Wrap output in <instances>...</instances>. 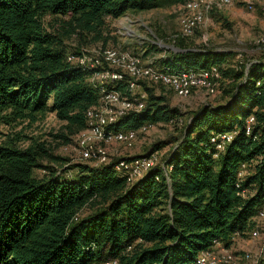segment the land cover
Returning <instances> with one entry per match:
<instances>
[{
	"label": "trees",
	"instance_id": "16d2710c",
	"mask_svg": "<svg viewBox=\"0 0 264 264\" xmlns=\"http://www.w3.org/2000/svg\"><path fill=\"white\" fill-rule=\"evenodd\" d=\"M187 2L0 0V113L26 119L51 111L76 138L88 112L99 107L98 85L88 79L96 71L67 60L63 37L44 29V16H70L64 22L69 34H94L98 42L106 17ZM185 38L178 35V51L158 65L173 71L216 67L220 78L213 89L225 79L229 101L195 113L166 159L138 182L129 183L114 166L153 153L113 159L111 165H69L43 143L0 145V264H194L213 241L252 228L264 204V57L222 73L230 55L192 50ZM128 77L115 88L133 98ZM145 91L144 108L122 116L115 130L169 124L179 116L166 97ZM247 121H255L250 135ZM232 131L233 141L215 159L211 138ZM59 137L70 144L68 136ZM243 164L247 174L239 179ZM38 170L45 175L37 177Z\"/></svg>",
	"mask_w": 264,
	"mask_h": 264
},
{
	"label": "rangeland",
	"instance_id": "374dc122",
	"mask_svg": "<svg viewBox=\"0 0 264 264\" xmlns=\"http://www.w3.org/2000/svg\"><path fill=\"white\" fill-rule=\"evenodd\" d=\"M185 5L165 4L148 11H130L118 19L106 17L102 28V38L98 42L94 40V34L87 33L84 36H88L83 39L82 37L80 39L77 34H69L70 29L64 23L71 20V17L67 15H46L43 17V27L47 32L60 34L63 37L69 55L76 51L84 52L90 64L88 66L99 63L101 69L102 66L104 69H107L106 67L111 69L109 65L100 60L99 52L101 50L118 51L130 55L137 61L139 68L146 71L149 68H161L158 62L163 57L176 52L173 47L175 40L178 35L184 36L181 31V20L188 14ZM201 9L203 22L195 29L193 35L184 36L187 37L185 40L190 49L230 55L221 66L222 73L225 69L239 70L247 63L263 59L264 44L260 41L264 35V10L260 5H255L250 9L243 2H234L226 6L217 0H205ZM114 70L127 75V71L123 68ZM127 76L131 77L129 74ZM88 79L99 87L104 85L99 77L95 78L91 75ZM136 84L138 85L136 89L138 98L141 94L147 97L146 89L152 90L157 96L166 97L168 105L179 112V116L172 120L178 122L174 125L166 122L152 125L146 133L139 135L132 146L122 143L110 145L112 160L158 153L161 163L171 149L177 145V140L180 139L185 126L191 123L195 113L206 105L217 107L229 101L224 91L230 84H226L225 79L215 89L193 88L186 95L176 93L172 87L162 84L155 77H141ZM109 86H115V83ZM49 104L51 105V102ZM118 108L119 105L114 104L113 110ZM103 110L106 109L103 108ZM8 114H10L9 110L0 113V145L12 144L24 149L33 143H43L52 150L55 156L69 159V165L83 163L70 149L75 135L70 133L67 123L59 120L56 113L45 111L26 119H9V116H5ZM59 135L68 136L71 140L70 144H66ZM161 143L164 147L153 151V148ZM44 164L53 165L50 161H45ZM83 164L93 165L92 163ZM56 166L59 168L61 165L56 164ZM35 174L37 177L45 175L42 170L36 171ZM262 224L264 226V221ZM235 248L236 252L254 259H257L263 252L262 256H259L261 264L264 259V235L259 238L245 237L235 245Z\"/></svg>",
	"mask_w": 264,
	"mask_h": 264
},
{
	"label": "built area",
	"instance_id": "2783aa9c",
	"mask_svg": "<svg viewBox=\"0 0 264 264\" xmlns=\"http://www.w3.org/2000/svg\"><path fill=\"white\" fill-rule=\"evenodd\" d=\"M202 81V79H197ZM182 82H179V87ZM119 121H86V128L81 131L70 145V149L76 154L81 162L92 163L94 166L111 165L113 162L109 147L115 143H122L132 146L140 134L146 133L152 125L146 124L139 130L122 131L115 130L114 126ZM178 121H170L169 124L174 125ZM181 122V121H179ZM255 121H247V135L251 133V127ZM237 131L217 134L211 138V144L216 152L214 158L218 159L226 147L233 141ZM160 157L158 153H153L148 157L127 161L120 160L114 166L116 172L125 177L129 183L133 184L143 179L152 169L160 166ZM247 174V165L243 164L239 170L238 177L243 179ZM240 187V184L237 185ZM242 197H246L247 192L240 193ZM264 204L257 211L253 218V226L249 231L236 232L232 234L226 241L215 240L208 248L200 251L194 264H260L258 260L244 254L236 252L235 245L245 237L259 238L264 235ZM138 242H141L140 240ZM264 249V248H263ZM132 247H128L130 252ZM240 254V255H239ZM245 257V259H244ZM247 259V260H246ZM100 264H118V261H105Z\"/></svg>",
	"mask_w": 264,
	"mask_h": 264
},
{
	"label": "bare ground",
	"instance_id": "6f19581e",
	"mask_svg": "<svg viewBox=\"0 0 264 264\" xmlns=\"http://www.w3.org/2000/svg\"><path fill=\"white\" fill-rule=\"evenodd\" d=\"M222 5H231L234 2L244 3L250 9L255 5H260L264 10V0H217ZM205 0H188L185 5L187 15L181 20V31L184 36L193 35L195 29L203 22L202 4ZM264 43V35L260 41ZM100 60L109 65L111 69H101L99 63L88 66L87 57L85 53L72 54L67 57V60L76 65L82 66L90 72L96 71L93 77H99L103 86L99 87V107L91 109L88 112L87 121H118L130 111H140L144 108V100L146 95L141 94V97L136 96V89L138 85L136 81L141 77H155L162 84L172 87L176 93L186 95L189 90L193 88H206L212 90L214 81L220 78L218 69L210 67L209 69L186 68L182 71H173L166 67L147 69L143 71L139 68L138 63L130 55L118 51H103L99 52ZM91 60V58H90ZM93 63V62H92ZM101 64V62H100ZM90 65V64H89ZM117 68L126 70V74L130 75L133 80L129 81V89L132 92L133 98H124L121 93L116 90L115 86H109L112 83H117L123 80L124 74L120 73ZM121 70V69H120ZM202 79V81H197ZM179 82H182L179 87ZM98 83V82H97ZM99 84V83H98ZM136 96V97H135ZM114 104L119 105L118 109L113 110ZM106 109L103 110L102 109ZM110 109V110H107Z\"/></svg>",
	"mask_w": 264,
	"mask_h": 264
},
{
	"label": "water",
	"instance_id": "95a60500",
	"mask_svg": "<svg viewBox=\"0 0 264 264\" xmlns=\"http://www.w3.org/2000/svg\"><path fill=\"white\" fill-rule=\"evenodd\" d=\"M174 51H176V52H177L178 50H176V49L174 48Z\"/></svg>",
	"mask_w": 264,
	"mask_h": 264
}]
</instances>
